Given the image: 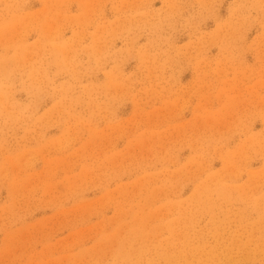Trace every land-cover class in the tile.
Segmentation results:
<instances>
[{"label":"rangeland","instance_id":"1","mask_svg":"<svg viewBox=\"0 0 264 264\" xmlns=\"http://www.w3.org/2000/svg\"><path fill=\"white\" fill-rule=\"evenodd\" d=\"M0 264H264V0H0Z\"/></svg>","mask_w":264,"mask_h":264}]
</instances>
